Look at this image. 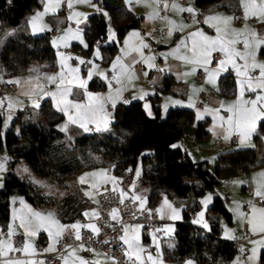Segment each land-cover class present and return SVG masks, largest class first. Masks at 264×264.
Listing matches in <instances>:
<instances>
[{
  "label": "trees",
  "instance_id": "trees-1",
  "mask_svg": "<svg viewBox=\"0 0 264 264\" xmlns=\"http://www.w3.org/2000/svg\"><path fill=\"white\" fill-rule=\"evenodd\" d=\"M104 9L88 16L82 33L86 46L73 43L82 56L90 55L94 42L99 43L101 60L107 62L117 49L129 29L140 26L142 16L134 13L126 0H94ZM223 0H194L199 9ZM220 4L234 14L239 12V0H227ZM43 0H0V30L12 27L14 33L0 46V87L6 78L26 72L31 63H41L40 69L56 68V49L50 43L49 31L31 36L26 34L27 13L41 10ZM110 24L116 39L105 44L107 26ZM24 26V27H23ZM79 47V50L78 48ZM259 54L264 56V46ZM86 64L83 63V66ZM172 76H163L170 83ZM232 76L222 74L219 92L231 95L234 90ZM90 90H103L105 84L92 78L87 86ZM3 92L0 91V95ZM157 95L150 96L155 114L149 115L141 101L117 103L113 109V121L107 129L84 131L74 124H67L64 115L53 105L50 98L41 99L35 112L18 109L12 123L1 133L3 112L0 113V152L7 148L10 156L22 159L35 174L51 175L55 179L76 174L83 168L98 164L110 167L113 174L121 176L127 168L141 161V178L149 184L148 202L153 204L159 191L182 204V218L175 222L169 241L163 243L164 258L177 263L200 261L202 264H226L238 251L235 240L220 236L221 219L232 221V213L219 193H214L208 207L209 229L195 223L188 212L200 206L199 196L205 189L214 191L221 182L220 173L226 167L248 171L264 163V120H259L253 147L225 148L217 151L213 169L207 160H193L187 151L175 142L182 137L183 127L192 125L198 137L206 135L203 121L194 123V110L187 107H170L164 117L159 116ZM3 107V106H2ZM67 125L65 130H61ZM175 146V147H174ZM148 148V153L142 151ZM59 181V180H58ZM18 189L31 203L46 202L47 195L27 179L9 170L4 174V185L0 188V230L7 229L9 220L8 195ZM164 240V237H161ZM264 257V251H262Z\"/></svg>",
  "mask_w": 264,
  "mask_h": 264
},
{
  "label": "crops",
  "instance_id": "crops-1",
  "mask_svg": "<svg viewBox=\"0 0 264 264\" xmlns=\"http://www.w3.org/2000/svg\"><path fill=\"white\" fill-rule=\"evenodd\" d=\"M51 0H43V7L41 9L40 13H44L41 17L43 20V27L45 31L51 30L56 27L57 22H62L63 24L67 21L66 17L72 16L74 11L73 8L70 10L65 7V3L68 4L69 0H64V4L62 3V0H59V4L56 5L55 11H48L45 12V7L49 3H51ZM239 2V11L243 13L244 15V10L243 8L240 7V0ZM126 3L128 7L137 15L142 16V20L140 23V26L138 28H132L129 29L126 34L123 36L121 42L118 44L117 49L113 52L111 58L105 63L102 62L105 65H109V63L112 60H116L117 57H120L123 61V63L127 66L128 68V74L123 79V82L120 84H117L114 80H112V76L116 73V69H113L111 66L110 69H107L106 72L104 73L100 69H96L99 72L104 73V77H101L99 75H94L93 78L100 79L101 82L105 84V88L103 90H90L87 88L89 81L91 80H85L86 87L85 88H78V87H73V92L74 93H79V95H70L68 97L69 100L78 103H87V97L85 93H91L94 96H104L108 97L111 95L113 97L112 100H106L104 102V113L106 115L102 114L97 118V121L95 123H91L88 125L89 131L91 130H96L97 124H99L101 129H104V124L107 123V128L111 126V123L114 119L113 117V109L117 103H128L130 101H141L142 105L147 103L151 106V115H154V109L152 106V100L149 98L150 96L157 95V103L159 104V116H164V114L167 112V110L170 107L173 106H181V107H187L191 108L194 110V120L198 121H203L204 128L206 129V135L202 137H198L195 134V128L192 125L190 126H184L183 127V133L182 137L175 142L176 145H180L183 147L187 153L190 155V157L193 160H202L205 159L209 161L212 156H213V150L211 149V145L213 143V138L215 135H221L224 137L225 134L223 132V129L221 128V123L222 121H214V113H216L218 110L223 111V114H228L227 108L234 104L238 98L242 100H252L255 99L257 95H264V90H257L256 93H249L247 91V86H245V92L243 97L240 96V85H239V80L243 79L242 77H238L236 75V72L234 69H232L231 65H228V71H231L234 75V90L231 95H226L222 94L219 92V79L222 74H226V71H220L218 74H216L214 77H212L211 81L209 79V73L214 72L216 69L219 67V61L225 59V55L221 54V59L218 61L217 66L215 69H210L207 70V75L206 79L203 85L197 83L195 75L196 71L198 68H205L209 65H196V64H189L186 63L182 60L175 59L173 56H168L167 54L170 53L173 49L177 47L178 44L183 40L185 43L188 45V47H185L184 45H181L179 48V55H186L191 57L192 53L189 51V47L191 45V41L188 39L189 36L197 32L198 30L204 33H209L211 35L216 34L218 36V33L216 32V27H220L221 25L223 27L222 32L220 33L223 36V39L226 41L227 40L225 37H228V32L224 30V28H229L231 31L235 30V28L238 30L239 34L241 35L237 36L241 43L233 45L237 51L240 52H245V51H254L255 56L249 57L247 60V64L249 65V68L251 64L256 63V64H262L264 63V56H261L259 54V49L260 47L264 45H260L258 48L256 45V40L253 38V33L256 34V37H262L264 36V18H261L259 16L256 17H249L248 19H245L243 23H237L236 19H232L225 25L222 20L223 18L227 17H235L236 14L232 13L231 11L227 10L224 7H221L219 4H214V5H209L203 9H199L195 3L194 0H126ZM258 3V0H257ZM162 4L163 7L167 11L166 16H160L159 15V10L158 6ZM176 5V8H173V5ZM64 7L67 9V12L65 13ZM197 7L202 13H208L210 14L211 17H218L221 18L220 20H212L209 23H205L206 21V15H199L198 21L201 28L199 26L195 27V19L192 17L191 21H186L184 17L182 16L183 13H187V11H180V9H188L191 8L193 11ZM223 8V11L220 9ZM57 11V14L54 15V18L51 20L50 14H54ZM94 10L88 6L86 9L82 10V17L80 18V25L84 26L83 21L88 17L89 15L92 14ZM189 12V11H188ZM231 12V13H229ZM91 13V14H90ZM94 13V12H93ZM88 15V16H87ZM192 15V14H191ZM205 16V17H204ZM73 17V16H72ZM75 18V17H74ZM50 20V21H49ZM171 21V23H169ZM87 22V21H86ZM236 25H234V23ZM60 24V23H59ZM72 24V23H71ZM182 26H185L182 27ZM210 27V28H208ZM156 28H161L163 31V35L155 36L153 34L154 29ZM169 29H172V35L169 36ZM137 32L139 33V38H133L130 42L131 46H139L141 40L149 45V43L152 44V46H157L159 50H161L160 53H162V56H159L158 59H154L150 62H146V59H142L139 53L132 52L131 55L136 57V63L135 64H129V57L124 56V52L130 51L129 47H126L125 41L129 39L131 33ZM148 32H150L151 36L155 38H150ZM227 33L226 35L224 33ZM60 32L58 31L57 34L50 36V40L52 38H57L60 37ZM247 38L250 42V48L245 49L242 41ZM53 40V39H52ZM158 42H155L157 41ZM80 41V40H78ZM51 43V42H50ZM76 43V42H71ZM59 44V42H58ZM69 42H66L64 44V47L66 49L67 53H71L72 49L68 47ZM66 45V46H65ZM94 46H97L99 48V43L94 44ZM169 46V47H168ZM72 47V46H71ZM168 47V48H167ZM100 51V50H99ZM143 53V57L147 58L149 56L155 57L152 53H145V48L141 49ZM215 53V52H214ZM115 54H117L115 56ZM213 54V53H212ZM236 63L240 66H243L245 64V61L240 59L239 57L235 58ZM113 61V62H114ZM150 64L152 66H150ZM88 67V73L93 70L94 66H86ZM57 68V67H56ZM52 70L53 75L54 74H59L60 70L56 69ZM195 69V71H193ZM243 70V68H242ZM250 71H256L257 73L254 74V76H259V69L251 70ZM44 70L40 69L37 72L36 76L43 77ZM109 74V76H108ZM166 74H169L172 76V81L170 83H165L163 82V76ZM128 75H131L133 78L129 81ZM69 78V77H68ZM6 83H8L10 86H14V90L18 88V84L15 83H9L7 79H5ZM58 82V81H57ZM41 83H44L41 81ZM113 84V85H112ZM164 84H169L168 88H164ZM120 88L123 89L119 96H116V89ZM214 88L216 89L215 92L217 93L216 95L214 92L210 94V96L204 101L205 103H202L201 107L195 106V102L197 100V97L200 93L201 90L203 89H210L214 91ZM22 93H25L29 90L25 89L24 87H20ZM48 91H55V85L54 84H46L45 87L40 90H36V100L38 102L41 101V96L43 95L44 92ZM142 93H147V95L144 96L143 99H133V97L140 96ZM4 94L7 93H2L0 96L3 97ZM48 98L51 99L53 105L55 106V102L53 99L49 96ZM228 98V99H224ZM225 100L231 101V103H223ZM173 101H180V104H173ZM228 101V102H229ZM39 104V103H38ZM4 105L3 103V110H4ZM167 105V108L165 107ZM30 107H32L30 105ZM56 107V106H55ZM248 107H251L248 105ZM145 109V107H144ZM146 110V109H145ZM146 112L149 114L148 110ZM63 113V112H62ZM198 114L202 118H197ZM65 121L67 124H70L68 122V117L63 113ZM226 121V120H225ZM258 121H256V126H255V131L252 133L250 139L245 141L244 146H241L240 144V139L237 133L233 132V134H236L237 137L235 141L233 142L234 145H236L233 148H239V147H253L251 146L256 141L254 139V133L256 132ZM195 122V121H194ZM78 127H80L78 124H74ZM193 126V127H192ZM224 128H227V125L224 124ZM106 128V129H107ZM194 128V129H193ZM83 129V128H82ZM232 134V135H233ZM231 135V136H232ZM264 141V137H263ZM232 144V145H233ZM231 145V146H232ZM254 145V146H255ZM229 146V148L231 147ZM262 165V164H261ZM137 166V163L131 167L127 168L126 172L130 173L131 175V184L130 187L126 190H123V192L126 195H137L140 196L143 200V203L138 201V204L140 207H146L149 208L150 206L154 205L157 209H160L164 206V201L167 200L169 204L172 205L173 208H175L178 211L179 214V219H171V212L167 208H164V213L163 216L161 213H158V216L161 218L163 221L162 227L164 229H171V232H174L175 229V222L177 220H180L182 218V204L179 206L175 202V200L171 199L165 192L159 191L156 200L154 201L153 204H149L148 202V193H149V184L145 181L142 180L141 178V168H138V174L134 173L135 167ZM102 168H97V167H91V168H83L79 170L76 174L72 176L66 177L67 180L70 182V186L74 187H69L68 190L61 191V192H54V193H49L48 198L46 199L45 203L42 204H34V203H25L22 208L20 202H15L14 206L10 207L9 211V220H8V225L7 229L5 231H9V228L11 227L14 229V231H19L23 233L25 237V242L21 248L24 247V245L30 244L31 248L29 249V255H32L31 253L34 250V253L38 250L37 248V242H42L44 245V248L49 251V248H52L53 250L56 247V242L57 240L54 239L49 235V233L45 230H40L38 231L35 235L28 237L24 234V229L20 227V221L19 219H14V214L18 213L21 210H25L24 206L26 205L27 208H31L33 211L40 212L43 215H48L51 214L52 217L59 221V223L64 226L65 228L68 226H71L73 224H85L86 226L88 225H94L95 228L97 229V224H96V218L98 215V209L96 206L97 203V194L95 191V187H93V184H96V186L103 184L101 182L102 178L101 177H96L92 178L89 177L87 181L83 184L79 182L78 176L79 173L84 170L88 169V173L92 172H104L108 177H114L115 180L111 182L114 184L116 187H118V180L119 176L115 175L112 173L110 167H106L103 165ZM239 169V170H238ZM249 171V170H248ZM236 172L239 175H245V171H243L241 168H236ZM80 178V177H79ZM250 178L252 180L253 186L248 183L244 182L242 183L241 187L243 188V191H245V196L247 197V194L249 193L244 189V187L249 184L252 186L254 194L256 192L257 186H258V179H256V176L254 172H250ZM89 193L90 195H85V193ZM214 193L215 192L214 190ZM212 194V193H211ZM210 194V195H211ZM208 197L209 194H208ZM250 197V196H249ZM84 198H87V200H84ZM245 199V197H243ZM211 200V199H210ZM208 201V203L210 202ZM246 201V200H245ZM48 202V203H47ZM179 203V201H177ZM207 203V204H208ZM245 203V202H244ZM255 202H252L251 204H254ZM226 204V203H225ZM250 204V205H251ZM261 206L260 204H257ZM227 206V205H226ZM244 204L242 205V210L244 211ZM264 207V205L262 206ZM228 208V206H227ZM251 208V206H250ZM250 208L249 211L250 212ZM229 209V208H228ZM230 210V209H229ZM245 212V211H244ZM85 213H88L86 216ZM92 213H96V215H92ZM232 213V212H231ZM247 213V212H245ZM207 216V214H206ZM207 218V217H206ZM198 219H201L200 214L198 211H195V216L192 218V220L195 222ZM202 220L205 221V219ZM226 220V219H225ZM197 223L198 225L202 226L205 228L204 222ZM208 222V221H207ZM222 222V219H221ZM232 222V221H231ZM230 222V223H231ZM244 222H246V229H247V235H244V229L243 225L241 228H239L237 231L236 229L234 230V236H230L229 234L223 235L226 238L232 237L230 240H234L233 238H240L239 236L241 235L242 237H248V240L246 241L247 247H248V252L251 250L250 244H252V241H256L257 236L256 234H252L251 232L248 231V224L247 220L244 219ZM243 222V223H244ZM196 223V222H195ZM222 224V223H221ZM139 225L140 228L136 235L139 236V243L140 245L145 249L144 253L142 254L143 258L146 261L147 255L151 254L154 259L157 258V254L159 256V260L162 262V264H185V263H177V262H172L166 258H164L163 253H162V245L163 243L168 242L169 240H161L162 238H153L151 233L148 231L150 230L149 228L145 227L143 224L138 223V222H133L129 223L125 226L129 227H135ZM207 228L209 229V222L207 223ZM90 228V227H89ZM125 228V227H124ZM225 226L223 227L222 225V230L224 231ZM241 232V234H240ZM222 233V231H221ZM125 234V233H124ZM129 236H132L133 233L131 231L128 233ZM221 236V234H220ZM163 237V236H162ZM7 235H2L0 233V239H7ZM225 238V239H226ZM157 239V240H156ZM158 240L160 242H158ZM242 242V241H241ZM12 243V241H11ZM158 243L160 245H158ZM158 245V248H157ZM156 249V251H155ZM126 250H127V245H126ZM152 250V251H150ZM154 250V251H153ZM52 251V250H51ZM73 255H69L70 253H73ZM100 252L101 250L98 249H92L89 252H84L81 248L79 247H74L71 248L66 252V254L62 258L61 264H77L78 261L87 259L89 258L92 264H105L101 260V255ZM103 253V252H102ZM104 254V253H103ZM105 255V254H104ZM106 256V255H105ZM65 257H67V260H65ZM109 257V256H107ZM261 257L264 258L261 254ZM112 261V264H116L114 259L109 257ZM20 259H26V260H33V261H39L42 262V258H36L33 256H27L25 258H20ZM233 259H230L226 264H231ZM89 261V262H90ZM189 261V260H188ZM43 264V262H42ZM241 264H245V261Z\"/></svg>",
  "mask_w": 264,
  "mask_h": 264
},
{
  "label": "snow or ice",
  "instance_id": "snow-or-ice-1",
  "mask_svg": "<svg viewBox=\"0 0 264 264\" xmlns=\"http://www.w3.org/2000/svg\"><path fill=\"white\" fill-rule=\"evenodd\" d=\"M78 3L83 2H90V0H76ZM59 4V0H54V2L49 3L45 7V12L48 11H55L56 5ZM68 7L72 8V0H69ZM173 8H176V5L174 4L172 6ZM240 7L244 10V19H248L249 17H256L259 16L261 18H264V0H240ZM180 11H189L192 12L193 10L191 8L188 9H180ZM44 13H37L35 16L31 18L29 21V24L32 27V31L38 32L43 31V27L39 25V21ZM79 13H73V16H78ZM72 16H69V19H72ZM236 17H227L223 18L222 22L227 25L229 21L232 19H235ZM221 18L218 17H208L205 21V23H209L212 20H220ZM79 23V21H77ZM171 23V21H169ZM216 32L218 33V36L216 38L209 37L205 35L201 31H197L192 33L189 36V40L191 41V45L189 47V51L192 53V56H186V55H179V48L181 45H184L185 47H188V45L185 43V41H181L180 44L177 45L175 49H173L170 53H168V56H173L175 59L182 60L189 64H196V65H208L212 62V53L214 52H221L225 55V59L219 61V67L214 72L209 73V79L211 81L212 77H214L216 74H218L220 71H228V65H231L232 69L235 70L236 75L238 77H242L243 79L239 80L240 85V96L243 97L245 92V86H247V91L249 93H256L257 90H264V63L262 64H251L250 68L247 64V60L249 57L255 56L254 51H245L240 52L233 47V45L241 43L239 39H233L230 41H226L222 38L221 35H219L222 32V29L220 27H216ZM169 36L172 35V29H169ZM227 34L226 32L224 33ZM139 33L133 32L131 33L128 40L125 41L126 47L130 48V51L124 52V56L129 57V64H135L136 57L132 56V52L139 53L142 59H146V62H150L155 59V57L149 56L147 58L143 57V53L141 51L142 48H147L148 45L145 44L142 40L140 42L139 46H131L130 42L133 38H139ZM68 38L73 39H79L80 33L72 32L71 29L67 30L65 35L62 37H58L57 40L53 41L54 45H57V41L64 42ZM253 38L256 40V45L259 48L260 45H264V36L262 37H256V34L253 33ZM109 39H114V34L110 35ZM244 48L247 50L250 48V42L247 38H245L242 41ZM58 46V45H57ZM66 46V45H65ZM96 55H99L97 53ZM239 57L240 59L245 61V64L243 66H240L236 63L235 58ZM71 59V57H64L63 54H60V66H61V72L59 74L54 75H45L43 77L37 76L34 80L29 79L27 81H24L26 85L29 86V91L25 92V95H36V90L40 89L42 90L46 84H54L55 85V91H48L44 92L41 98L45 96H49L53 99L55 102V106L58 111L63 112L68 117V122L70 124H78L81 128L84 129V131H89L88 125L91 123H95L97 121V118L106 113H104V102L106 100H112L113 97L109 95L108 97L104 96H94L91 93H85L87 97V103H78L73 102L68 99L70 95H79V93L73 92V87L78 88H85L86 87V81L80 79V77L77 75L79 72V69L77 68H71L67 66V60ZM80 63H85L84 61H80ZM150 66H152L150 64ZM113 69H116V73L112 76V80H114L117 84H120L123 82L124 77L126 74H128V68L123 63L122 59L120 57H117V59L113 62L112 65ZM65 68H67V71L65 72ZM243 68V70H242ZM259 69V76H254L250 74V69L255 70ZM195 71V69H193ZM94 75H99L101 77H104V73L99 72L98 70L93 68L92 71L88 73V78L92 79ZM71 77V78H68ZM133 77L131 75H128L129 81ZM43 81L44 83H41ZM58 81V82H57ZM9 83H20V81H9ZM123 89L117 88L116 89V96H119L120 92ZM147 95V93H142L140 96L133 97V99H143L144 96ZM173 104H180V101H173ZM250 105L251 107H248ZM3 106V100H0V107ZM34 106L39 107L38 104H35ZM145 109L148 110L149 115H151V106L149 104L144 105ZM167 108V105L165 106ZM8 108H12V103L10 102L8 104ZM227 111L231 113V115L228 116L227 120H223L222 117H218L222 123L221 128L223 129L224 133H227L224 135V139L227 140L231 137L233 132L237 133L240 139L241 146H244L245 141L250 139L252 133L255 131L256 121L257 120H264V95H257L255 99L252 100H242L239 99L232 105H230L227 108ZM214 115H217L214 113ZM198 119L202 118L198 114ZM224 124L227 125V128H224ZM67 128V125L64 126L61 130H65ZM107 128V123L104 124V129ZM101 129L99 124H97L96 130L101 131L104 130ZM175 147V146H174ZM2 159H7L2 158ZM5 170L4 163H0V172ZM24 171H27V169H24ZM260 177L264 178V172L258 174ZM89 177L96 178L101 177V182L104 184H107L109 182H113L115 180L114 177H108L104 172H92V173H86L84 176L79 178V182L81 184L85 183ZM93 187H96V184L92 185ZM264 185L258 184L255 195L261 199V201H264ZM115 190V189H113ZM85 195H90L89 193H85ZM126 194L121 191V203L124 202V196ZM134 200H138L141 203H143V200L140 196L133 195L132 197ZM211 199V197L206 198L203 203L207 204L208 201ZM20 203L23 205L24 201L21 200ZM25 210H21L18 213L14 214V219H19L20 221V227L24 229V234L28 237H31L35 235L40 230H45L49 233L51 237L56 239L57 241L61 237V234L65 231V227L62 226L59 221L55 220L51 214L43 215L40 212L33 211L31 208H27L25 205ZM164 208H167L171 212V219H179L178 211L172 207L171 204L167 202V200L164 201V206L160 209H157L158 213H161L163 216ZM237 216L243 221L245 219L246 214L240 211L239 205H237V208L235 209ZM87 216L88 213H85ZM92 215H96V213H92ZM112 220H116V212L113 210L112 214ZM201 219H198L195 221L196 223L202 222L203 213L200 214ZM247 224H248V231L252 234H264V207H256V205L252 204L250 208V213L247 214ZM205 228H207V224L205 223L203 225ZM72 229L76 230V239H80V233L79 228L80 225L73 224L70 226ZM87 227H90L93 232H98V230L95 228L94 225H88ZM140 226L137 225L135 227H129L125 226L124 228V235L120 237V239L123 241L125 245H127V250L124 251L123 255L129 260L132 261L133 257H135V262H139V264H162V262L159 260V256L157 254V258L154 259L151 254L147 255L146 261L143 258L142 254L144 253L145 249L140 245L139 243V236L136 235L138 232ZM131 231L133 233L132 236H129L128 233ZM165 232H170L171 229H164ZM17 233L12 229L9 228V231L7 233V239H0V264H42V262L39 261H33V260H26V259H20L16 258L14 256H10V253H23L24 255H29V249L31 248L30 244H25L23 248H15L11 243V237L13 235H16ZM227 235V233H226ZM232 238V237H228ZM107 243V242H105ZM254 246L251 249V256L248 257V262H245V264H249V262L255 261L258 258L259 250L260 248H264V235H262V238L260 240L252 241L251 242ZM158 247V245H157ZM53 250L52 248H49V251ZM241 252H245L246 249L241 248ZM31 254H34V250ZM73 253H70L69 255H73ZM65 260H67V257H65ZM134 262V264H135ZM185 264H193L192 261H186ZM236 264H241L240 260L236 261Z\"/></svg>",
  "mask_w": 264,
  "mask_h": 264
},
{
  "label": "rangeland",
  "instance_id": "rangeland-1",
  "mask_svg": "<svg viewBox=\"0 0 264 264\" xmlns=\"http://www.w3.org/2000/svg\"><path fill=\"white\" fill-rule=\"evenodd\" d=\"M6 1L10 2L11 0H6ZM51 1L54 2V0H51ZM62 3L64 4V0H62ZM222 3H228V1L223 0L217 4L220 5ZM72 4H73L72 8H73L74 13H79L80 15H78V16L72 15L73 16L72 19H68V17H66L67 21L64 24L60 21L59 22L55 21L57 23L55 28H57V31L60 32V34H61L60 37L64 36L66 31L71 29L72 32L79 31L80 38L79 39L68 38L64 42L57 41L58 46L53 44V41L57 40L58 37L52 38L53 40L52 39L50 40L51 45L56 49V64H57L56 69H59L61 72L60 54H63L64 57H71V59L67 60V66H69L71 68L79 69V72L77 73V75L80 77V79L90 80L88 78V67L86 68V66H94L95 69H98V70L100 69L101 71H103L105 73L106 70L110 69V67L113 65L114 60H112L109 63V65L103 64L101 62V53L99 51V48L97 46H94V45L92 46L90 55L88 57L82 56V54L79 53L76 49L71 48V46L73 45L71 42H76L80 46H86V43H85V40L83 37V33H82L83 25L82 26L80 25V18L82 17V10H84L88 6H90L94 10L93 12H97L100 10L105 14L106 19H108L107 13L104 9L100 8L94 0H90V2H83V3H78V2H76V0H72ZM64 5L67 9H69V10L71 9L68 7V4L65 3ZM212 5H214V4H212ZM214 6H216V5H214ZM220 9L223 11V8H220ZM38 12L40 13L41 10H32V11H29L27 13V23H26L27 26L23 30V31H25L26 34H29L31 36H36L39 34H43L45 32V29L43 27L44 23H43L42 19H40L39 25L41 27H43V29H44L43 31H38V32L34 33L32 31L31 25L29 24V21L31 20V18L33 16H35ZM187 13L192 14V17L195 19V21H197L195 23V27L199 26V28H201L200 27L201 24H199V21H198L199 15H206V19L208 17H211L209 12L208 13H205V12L202 13L197 7H195L194 11H192V12L187 11ZM229 13H231V12H229ZM55 14H57V11L54 14H50L51 20L54 18ZM87 18L88 17H86V19L83 21L84 23H82V24L85 25ZM77 21H79V23H77ZM70 23L73 24V27L70 26ZM233 23H234V25H236L235 22H233ZM182 27L185 28V26H182ZM208 28H210V27H208ZM221 29H223L222 25H221ZM224 30L226 32H228V37H225V38L229 41L233 40V39H239L237 36L241 35V33L239 34V32L236 28H235V30H232V31L229 28H224ZM201 31H203V30H201ZM13 33H14V29L12 27H5L2 30H0V46L4 43L6 38L9 37L10 35H12ZM106 34H107V36H106V40L104 41V43L105 44H111L112 41H114L116 39V36H115V32L112 30L109 23L107 26V33ZM112 34H114V39H109L110 35H112ZM148 34H149L150 38H152V39L155 38V37L151 36L150 32H148ZM204 34L209 36V37H212V38L217 37L216 34H214V35H211L209 33H204ZM219 35H221V34H219ZM222 38H223V36H222ZM78 40H80V41H78ZM58 42H59V44H58ZM66 42H69L68 47H70V49H72L71 53L66 52V49L64 47V44ZM155 42H158V40ZM149 45H150V47H157L154 45L152 46L151 43H149ZM76 48H78V50H79V47H76ZM160 52H161V50H158L156 52L151 51L150 53H152L155 56V59L157 60L159 56H162V53H160ZM97 53H99V55H96ZM116 55L117 54H115V56ZM80 61H84V62L86 61V64L83 66V63H80ZM41 66H42V64L38 63V62L31 63L28 66L26 72L16 74V75H13V76L6 78L8 81H20V83H15V84H18V88L15 89L14 91L7 92V94H4L3 97L0 96V100H3V103H5L4 110H3L2 125H1V133L3 136L5 134L6 128L12 123L13 119L15 118L18 109L28 110L30 108V105H31L32 106L31 108L35 112L36 106H34V105L40 103L36 100L37 96L25 95V93H22L20 87H24L25 89L29 90V86L26 85L24 83V81H27L30 78L34 80L37 77L36 76L37 72L40 70ZM52 70H55V68L50 69V70L49 69L44 70L43 76L53 75ZM64 71L66 72L67 68H65ZM69 78H71V77H69ZM0 79H2L1 72H0ZM216 89L214 88V91L212 90V92H214L215 95L217 94L215 92ZM45 98H47V96H45ZM224 99H228V98H224ZM228 101L229 100H225L223 103H227V104L231 103V101H229V102ZM10 102L12 103L11 109L8 108V104ZM203 103H205V102H203ZM165 114H164V116H165ZM216 114H218V116L214 115V121L215 122L221 121L218 117H222L223 120H227L228 116L231 115V113H229V112H228V114H223V111H220V110H218L216 112ZM164 116H161V117H164ZM194 121H195L194 123L197 122V120H194ZM187 126H190V125H187ZM253 143L254 144H252L251 146L255 145V142H253ZM235 146L236 145L233 144L230 148L235 147ZM148 152H149L148 148H145L142 151V153H148ZM212 153H213L212 158L209 161H207L208 165L211 169H213L214 159H215V156L217 154V151L213 150ZM262 156H264L263 152L260 154V157H262ZM5 157L7 159H2ZM0 163H4V165H5V170L0 172V188H2L4 185V174L9 170L15 172L20 177L27 179L29 182H31L39 190L40 193L47 195V196L49 193H54V192H58V191L61 192V191L68 190L67 185H69V187H74L73 185L70 186V182L67 180L66 177L60 178V179H58L59 180L58 181L57 179H55L54 177H52L51 175H48V174H46V175L41 174L40 175V174L33 173L31 171V169L27 166V164L24 162V160L12 158L6 147H4L2 149V151L0 152ZM261 164L254 166L249 171H245V175H243V176L239 175L236 172V168H234V167L228 166L221 171V173H220L221 182L215 186V192L219 193L222 197H224L226 205L228 206V208L232 212V222L231 223L225 219H222L221 223H222L223 227L225 226V228H224V231L222 230L221 237L226 238L225 236H223V235H226V233L233 237L235 235L234 230L236 229V231H237L239 228L242 227L244 220L241 221V219L237 216L235 209L237 208V205H239L240 211L245 213L242 210V205L244 204V202L250 201V197H249L250 195L247 194V197L245 196L246 193H245V191H243V188L241 187V185L244 182H248L253 186L252 180L250 178V172L251 171L254 172L256 179H258V183L260 185H264V178H262L258 175L259 173L264 172V163H261ZM95 167L102 168V169L104 168L103 165H101V164H98ZM138 168H141V161L140 160L137 162V166L135 167V170H134L135 174H138L137 173ZM24 169H27V171H24ZM88 172H89L88 169L82 170L79 173V175H77L78 179H79V177L84 176ZM262 190H264V188H262ZM208 194L211 197V200L208 204H205V203H203V201L206 198H208ZM213 196H214V191H211L208 189H205L204 192L202 194H200V196H199L200 206L198 207L197 211L199 214L203 213V219H205V221H203V220L202 221L204 222V224L205 223L207 224L209 222L208 215L206 216V214L208 212V207H209V205L213 199ZM48 197H46V199ZM243 197H245V199ZM8 200H9V208L14 206L15 202H20L21 200L24 201V204L25 203L27 204L28 202L31 203L28 199H26L24 193L18 189H14V190H11L9 192ZM42 203H43V201H42ZM175 203L179 206L181 205L180 202L179 203L175 202ZM23 205H21L20 208H22ZM254 205H256V203H254ZM260 205L261 206L256 205V207H262L264 205V201H263V204H260ZM249 213L250 212L245 213L246 216ZM246 216H245V220H247ZM148 231L151 233L152 237L155 238L153 232L151 230H148ZM172 234H173V232H171V231L170 232L164 231L163 237L166 240H169V238L172 236ZM240 234H241V232H240ZM2 235H3V233H2ZM256 235L257 236H255V238H257V240H260L262 238V235H264V234H256ZM239 237L241 238L242 236L240 235ZM226 239H231V238H226ZM233 239L237 240V238L236 239L233 238ZM247 240H248V237L246 236L244 241L238 243L239 249L236 252V254L234 255V257L232 258L233 260H232L231 264H236L237 260H240L241 263H243L244 261L248 262V257L251 256V250H250V252H248V247L246 246ZM158 242H160V241L158 240ZM158 245H160V244L158 243ZM250 246L252 249L254 245L250 244ZM241 248L246 249V251L241 252L240 251ZM150 251H152V250H150ZM155 251H156V249H155ZM262 251H264V248H260L258 258L255 261L249 262V264H264V258L261 257ZM100 255H101V260L105 264H112V262H111L112 260L109 257L105 256L102 252H100ZM89 261H90V259L87 258V259H83V260L78 261L77 264H92L91 261L90 262Z\"/></svg>",
  "mask_w": 264,
  "mask_h": 264
},
{
  "label": "built area",
  "instance_id": "built-area-1",
  "mask_svg": "<svg viewBox=\"0 0 264 264\" xmlns=\"http://www.w3.org/2000/svg\"><path fill=\"white\" fill-rule=\"evenodd\" d=\"M184 2V0H182ZM158 12L160 16H166L167 11L162 4L158 6ZM65 13L67 9L64 7ZM182 16L186 21L192 20L191 13H183ZM236 22L243 23L245 21L244 15L242 12H238L235 16ZM70 26L73 27V24L70 23ZM57 28H53L49 31V35L53 36L57 34ZM155 36L163 35L161 28H156L153 31ZM97 44V42H94ZM158 47H150L148 45L145 48V53L148 54L151 51H158ZM221 59V54L215 52L212 54V62L205 68H198L196 71V81L197 83L203 85L206 79L207 70L213 69L217 66L218 61ZM103 62V60H101ZM256 71H250L251 75L256 74ZM226 74L232 76L234 75L231 71H226ZM109 76V74H108ZM113 85V84H112ZM0 91L3 93L14 91V86H10L6 83L5 80L2 81ZM212 90L203 89L200 91L195 106L201 107L202 103L210 96ZM3 107H0V113L2 114ZM237 135L233 134L229 139L225 140L221 135H215L213 138V143L211 149L214 151H222L225 148L231 146L235 141ZM239 170V169H238ZM131 184V175L128 172H125L119 177L118 187H116L111 182L107 184H100L95 187L97 194V209L98 215L96 218L97 230L98 232H93V230L87 227L85 224L81 223L79 228L80 239H76V230L72 229L70 226L65 228V231L61 234V237L56 242V247L52 251H48L44 248L42 242H37L38 250L32 255H24L23 253H10V256L16 258H25L27 256H33L36 258H42L43 264H61L63 256L68 250L74 247L81 248L84 252H89L92 249L101 250L106 256H109L114 259L116 264H134L135 257L132 261H129L124 255L126 251V245L120 239L124 235L125 225L133 222H138L143 224L145 227L149 228L156 238H161L163 236V221L158 216L156 208L154 205L149 208L140 207L137 200H134L131 195L124 196V202L121 203V191L126 190L130 187ZM115 189V190H113ZM244 189L250 195V201L244 203V211L248 212L250 204L255 202L257 204H263V201L259 197H256L254 194L253 188L251 185L247 184ZM87 200V198H84ZM116 212V220H112V212ZM190 218H194L195 212H188ZM244 235H247L246 222L243 223ZM17 234L11 237L12 245L15 248H21L25 242V237L23 233L15 231ZM7 235V231H1ZM245 238L241 237L235 240L237 243L244 241ZM107 242V243H105ZM139 264V262H135ZM195 264H202L200 261Z\"/></svg>",
  "mask_w": 264,
  "mask_h": 264
},
{
  "label": "water",
  "instance_id": "water-1",
  "mask_svg": "<svg viewBox=\"0 0 264 264\" xmlns=\"http://www.w3.org/2000/svg\"><path fill=\"white\" fill-rule=\"evenodd\" d=\"M169 84H164V88H168Z\"/></svg>",
  "mask_w": 264,
  "mask_h": 264
}]
</instances>
